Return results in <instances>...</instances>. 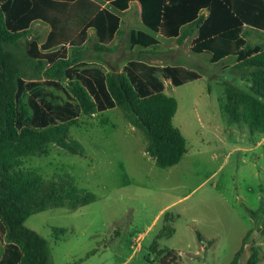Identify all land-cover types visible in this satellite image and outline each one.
Here are the masks:
<instances>
[{
  "label": "trees",
  "instance_id": "obj_1",
  "mask_svg": "<svg viewBox=\"0 0 264 264\" xmlns=\"http://www.w3.org/2000/svg\"><path fill=\"white\" fill-rule=\"evenodd\" d=\"M100 1L110 9L95 0H0V264H50L47 240L25 226L27 219L51 208L76 210L96 200L69 173L45 180L22 169L23 158L40 154L48 145L84 156L83 146L69 133L70 122L80 115L118 108L142 133L145 152L161 169L177 165L187 153L186 139L173 125L177 101L165 93L164 81L177 87L200 79V73L182 65L133 59L120 72L89 65L70 68L68 49L72 55L79 53L88 30L97 38L96 52L111 51L120 26L114 11H126L131 2L139 4L142 25L161 38L182 45L192 37L191 52L208 55L211 64L235 58L233 69L251 86L243 90L226 83L223 112L231 123L242 120L250 133H264V47L250 46L246 40L250 32L264 34V0ZM34 22L50 28L42 43L36 36L28 38ZM129 41L131 47L145 50L160 43L141 30L131 32ZM44 87L63 91L69 101H55ZM163 220L167 224L157 239L175 233L168 212ZM64 231L53 228L57 237ZM249 236L230 264H240ZM196 238L203 246L214 243L198 232ZM157 248L154 241L151 251L158 264H181L174 250ZM259 254L252 246L244 264H258Z\"/></svg>",
  "mask_w": 264,
  "mask_h": 264
},
{
  "label": "rangeland",
  "instance_id": "obj_2",
  "mask_svg": "<svg viewBox=\"0 0 264 264\" xmlns=\"http://www.w3.org/2000/svg\"><path fill=\"white\" fill-rule=\"evenodd\" d=\"M114 12L120 26L111 51L96 52L97 38L90 30L79 53L72 55L68 49L70 68L89 65L111 72L133 59L200 73V79L177 87L164 81L166 94L177 101L173 125L186 139L187 153L177 165L161 169L145 152L142 133L118 108L80 115L70 122L69 133L83 146L84 156L48 145L40 154L23 158L22 169L45 180L69 173L96 200L76 210L60 207L33 214L25 226L47 240L50 264H158L151 251L154 241L158 250L179 254L181 264H230L248 232L240 264L252 246L259 250L258 264H264V133H250L242 120L231 123L223 112L225 84L246 90L250 80L233 69L235 58L211 64L208 55L192 53V37L182 45L162 40L154 50L131 47V32L153 34L141 24L137 4ZM45 25L32 23L28 38L43 41ZM246 40L264 47V34L253 31ZM43 90L59 103L69 101L63 91ZM166 212L175 233L157 239L167 224ZM53 228L65 231L57 237ZM196 232L214 243L201 245Z\"/></svg>",
  "mask_w": 264,
  "mask_h": 264
},
{
  "label": "crops",
  "instance_id": "obj_3",
  "mask_svg": "<svg viewBox=\"0 0 264 264\" xmlns=\"http://www.w3.org/2000/svg\"><path fill=\"white\" fill-rule=\"evenodd\" d=\"M133 3H135V4H137L138 5V7H139V4L137 3V2H131L130 4H133ZM106 4V3H105ZM130 6V5H129ZM104 7V6H103ZM115 13V12H114ZM139 13H140V7H139ZM116 14V13H115ZM117 15V14H116ZM142 24V23H141ZM139 30H141V29H139ZM148 30V29H147ZM45 31H46V35H45V39H46V37H47V35H48V33H49V31H50V28H49V26L48 25H45ZM90 30H88V32H89ZM93 31V30H92ZM141 31H144V30H141ZM149 31V30H148ZM144 32H146V31H144ZM151 32V31H150ZM152 33V32H151ZM153 35H154V37L155 38H157L158 40H159V45H161V41L162 40H166V39H164V38H161L160 36H158V35H156V34H154V33H152ZM151 35V34H150ZM152 35V36H153ZM45 39H43V41H41L40 43H42V42H44L45 41ZM159 45H157L156 47H158ZM156 47H154V48H149L148 50H154V49H156ZM142 49V48H141ZM143 50H145V49H143ZM130 60V59H129ZM128 61V60H127ZM127 61H126V63H127ZM139 61H143V60H139ZM143 62H146V61H143ZM125 63V64H126ZM146 63H149V64H152V65H161V66H165V65H168V64H156V63H152V62H146ZM125 64L121 67V69L120 70H118V72H120L121 70H122V68L125 66ZM170 82V81H169ZM192 82V81H191ZM164 85H165V93H166V91H167V87H166V83H164ZM0 246H1V251H0V258H1V255H2V251H3V248H2V245H1V243H0Z\"/></svg>",
  "mask_w": 264,
  "mask_h": 264
}]
</instances>
